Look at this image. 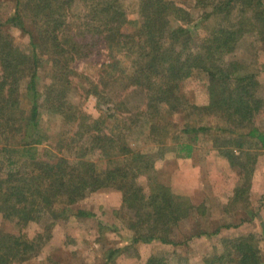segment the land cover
Listing matches in <instances>:
<instances>
[{"label":"trees","instance_id":"trees-1","mask_svg":"<svg viewBox=\"0 0 264 264\" xmlns=\"http://www.w3.org/2000/svg\"><path fill=\"white\" fill-rule=\"evenodd\" d=\"M79 1L84 10L78 14L71 12L74 0H15L8 17L0 14V214L18 229L14 233L0 228V264L28 261L50 237L55 220L46 226V236L37 234L35 238L22 232L26 225L45 216H66L68 206L104 188L121 191L122 206L129 212L124 220L131 230V244L157 241L176 245L171 229L194 213L206 215L207 208L158 180L154 163L163 159L168 149L177 150L178 157H190L194 141L202 133L214 132V147L243 172L229 205L239 201L249 204L253 173L249 165L255 162L258 151L264 150V82L259 77L261 71L232 56L247 35H255L264 49V0H194L205 27L204 35L197 39L193 28L200 21L195 24L190 10L172 0H140L141 22L135 31L126 27L120 0ZM31 17L35 27L28 30L24 21ZM14 27L28 36L27 49L14 42L10 32ZM98 43L114 53L99 78L105 85L107 78L111 83L124 79L126 86L140 90L145 100L136 112H120L117 104L110 112L97 108L98 116L77 109L67 100L69 76L64 71H59L62 74L45 91H39V53H47L55 68L67 70L75 54L88 55ZM196 69L205 71L209 79L204 104L190 102L182 91L183 83ZM98 86L92 83L89 92L100 97L104 90ZM41 101L49 113L77 128L75 135L69 136L66 154L46 158L37 153L42 136H38ZM186 107L197 116L224 119L225 124L215 128L185 122L181 132L193 134L191 139L179 140L176 149L161 147L155 154L133 150L126 141V129L110 132L104 124L115 118L130 129L146 116L149 133L160 135L166 131L163 116ZM15 135L21 140L13 148L10 138ZM9 147L11 155L5 159L2 151ZM115 151L117 156L111 157ZM93 152L99 160H94ZM100 162L105 164L102 170H98ZM139 176H144V184ZM224 210L229 212L228 207ZM77 215L92 214L78 210ZM250 216L252 219L256 214ZM246 221L242 218L219 224L211 234ZM262 232L263 236L252 231L224 235L221 248L213 250L201 264H264L259 248L264 228ZM118 251L107 250L103 263L110 264ZM144 264L169 263L165 256L153 254ZM176 264L190 263L181 260Z\"/></svg>","mask_w":264,"mask_h":264},{"label":"rangeland","instance_id":"rangeland-1","mask_svg":"<svg viewBox=\"0 0 264 264\" xmlns=\"http://www.w3.org/2000/svg\"><path fill=\"white\" fill-rule=\"evenodd\" d=\"M140 0H120L125 11L126 27L135 31L141 22L139 13ZM190 10L195 24L200 21L197 27L193 28L195 39L202 37L205 27L201 26V9L195 7L194 0H172ZM15 0H0V14L8 17L14 10ZM84 10L82 2L74 0L71 12L77 13ZM33 17L24 21L28 30L35 27ZM176 26L177 22L174 21ZM14 42L23 49L29 45L28 36L20 28L10 29ZM39 64L37 68V85L40 92L45 91L46 87L55 82L62 74L59 71L68 72L69 84L67 85V100L74 107L85 112L92 111V114L99 113L97 108L103 112H110L118 105L120 112H136L144 105L145 97L143 93L133 87L126 86L124 79H118L115 83L108 82L105 85L99 77L104 75V66L110 59V54L103 44L98 43L94 50L89 51L88 55H74V60L69 62V68H55L51 58L45 52L39 53ZM232 58L242 62L246 67L261 71L262 81L264 82V49L255 35L243 37L234 52ZM257 68V69H256ZM61 69V70H60ZM65 76L63 75L62 78ZM208 75L201 69L194 70L190 77L185 80L182 91L190 102L204 104L207 102L206 89L208 87ZM104 81V82H105ZM101 82L102 84L100 85ZM98 83L99 89L104 90V94L95 96L91 84ZM104 84V85H103ZM23 97V96H21ZM122 103L123 105L120 106ZM39 132L42 135L39 145V155L50 158L58 154H66L69 150V136L76 133V126L67 123L61 116L49 113L40 102L39 108ZM146 121V122H145ZM185 122L195 124H206L217 128L225 124L224 119L206 115H195L189 107L169 112L163 116L161 121L163 130L160 135L149 133L150 122L143 117L130 129L123 128L124 122L118 123L115 118H108L105 121V128L110 132L119 130L126 131V141L135 151L155 154L162 148H177V144L182 140L189 141L193 134H183ZM229 126V125H228ZM116 127L115 129H113ZM234 128V127H231ZM214 132L202 133L194 141V154L188 158L178 157L177 150L166 151L163 159H158L154 163V171L158 180L165 184L175 183V189L188 199L191 196L196 202H203L206 205V215L200 216L194 213L192 216L180 221L173 227L170 236L177 242L176 245L161 244L157 241L149 243L131 244V230L125 225L124 218H128L129 212L122 206L121 191L114 188H104L91 192L85 199L66 208V216H45L37 222L26 225L22 232L28 237L35 238L37 234L46 236V226L55 220L50 230V237L42 245L41 249L28 261L15 264H104L106 251L118 248V251L109 261L110 264H144L148 257L153 254L165 256L169 264H176L181 260H187L190 264H201L204 258L213 250L220 249L221 238L224 235L237 236L246 234L247 231L257 232L262 235L264 228V216H253L249 219L250 213H254L258 204H264V193L261 198L256 191H261L264 186V150H259L255 162L250 168L253 169L250 185L254 183L252 192L248 188V198H254V204L249 199L248 206L241 201L235 205H229L233 185H238L243 178V172L237 166L229 163L222 154L214 147ZM75 137V136H74ZM68 138V139H67ZM77 139V138H75ZM20 138L12 136L10 138L11 147L16 148L20 145ZM159 140H163V143ZM3 146L0 143V148ZM11 147L2 151L6 159L11 155ZM162 147V148H161ZM95 161L99 160L96 152L91 153ZM112 155L111 157L117 156ZM38 155V154H37ZM105 158H107L105 156ZM119 164L118 161H114ZM105 164L99 163L98 170H102ZM256 175V177H255ZM144 176H139L140 183L144 182ZM247 186V182L244 184ZM171 186V185H170ZM179 187H186L190 190H183ZM174 188V187H173ZM178 188V189H177ZM256 194V197H255ZM191 201V199H190ZM201 201V202H200ZM193 203V201H191ZM194 203V204H199ZM228 207L229 212H224ZM78 210L91 213L89 216L77 215ZM256 212V211H255ZM248 222L241 223L236 228L223 229L218 234H211L219 224L228 222H239L240 219ZM0 228L14 233L18 229L10 222L4 220L0 214ZM209 234V235H208ZM263 236V235H262ZM261 256L264 260V238L259 241Z\"/></svg>","mask_w":264,"mask_h":264},{"label":"crops","instance_id":"crops-1","mask_svg":"<svg viewBox=\"0 0 264 264\" xmlns=\"http://www.w3.org/2000/svg\"><path fill=\"white\" fill-rule=\"evenodd\" d=\"M194 154H196V152L195 151H193V153H192V156L194 155ZM255 177H256V175H255ZM264 183V182H263ZM171 185V187H174V188H176L175 187V183H173V184H170ZM179 188H181V189H183V190H190V189H188V188H186V187H179ZM235 188V185H233V187L232 188H229V189H232V191H233V189ZM178 189V188H177ZM250 189H251V191L252 192H255L256 190H254V183H252L251 184V186H250ZM256 194H257V196L259 197V198H261V195L264 193V186L261 188V191H259V192H255ZM256 194H255V197H256ZM192 196V195H191ZM189 197L190 199H191V201H193V203H199V202H196L195 201V199L194 198H192V197ZM250 199V201H251V203L252 204H254V198L253 197H251V198H249ZM201 202V201H200ZM258 208H256V212L254 211V213L256 214V216H264V204H261V202L258 204ZM248 222V221H247ZM246 222V223H247ZM245 223V224H246ZM223 231V229L221 230V233H223L222 232ZM250 231V230H249ZM248 232V231H247Z\"/></svg>","mask_w":264,"mask_h":264}]
</instances>
